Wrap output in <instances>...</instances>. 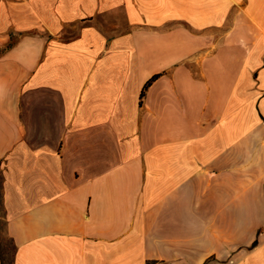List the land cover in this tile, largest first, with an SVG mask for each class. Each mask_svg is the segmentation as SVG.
I'll return each mask as SVG.
<instances>
[{
	"label": "crops",
	"instance_id": "crops-1",
	"mask_svg": "<svg viewBox=\"0 0 264 264\" xmlns=\"http://www.w3.org/2000/svg\"><path fill=\"white\" fill-rule=\"evenodd\" d=\"M0 264H264V0H0Z\"/></svg>",
	"mask_w": 264,
	"mask_h": 264
},
{
	"label": "trees",
	"instance_id": "trees-1",
	"mask_svg": "<svg viewBox=\"0 0 264 264\" xmlns=\"http://www.w3.org/2000/svg\"><path fill=\"white\" fill-rule=\"evenodd\" d=\"M156 77H153L151 80H149L145 86L143 87V90L141 92V97L144 95V91L148 88V86L151 84V82L155 79Z\"/></svg>",
	"mask_w": 264,
	"mask_h": 264
},
{
	"label": "rangeland",
	"instance_id": "rangeland-1",
	"mask_svg": "<svg viewBox=\"0 0 264 264\" xmlns=\"http://www.w3.org/2000/svg\"><path fill=\"white\" fill-rule=\"evenodd\" d=\"M6 251L8 252V253L6 254V260H9V255H10L9 249L7 248Z\"/></svg>",
	"mask_w": 264,
	"mask_h": 264
}]
</instances>
